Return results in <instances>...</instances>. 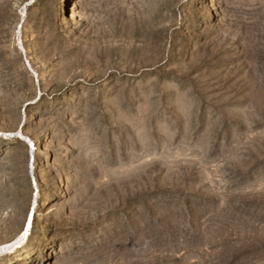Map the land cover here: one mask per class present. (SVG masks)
<instances>
[{
    "label": "rangeland",
    "instance_id": "rangeland-1",
    "mask_svg": "<svg viewBox=\"0 0 264 264\" xmlns=\"http://www.w3.org/2000/svg\"><path fill=\"white\" fill-rule=\"evenodd\" d=\"M0 264H264V0H0Z\"/></svg>",
    "mask_w": 264,
    "mask_h": 264
},
{
    "label": "bare ground",
    "instance_id": "bare-ground-1",
    "mask_svg": "<svg viewBox=\"0 0 264 264\" xmlns=\"http://www.w3.org/2000/svg\"><path fill=\"white\" fill-rule=\"evenodd\" d=\"M115 13V12H114ZM141 14V13H140ZM58 180V179H57Z\"/></svg>",
    "mask_w": 264,
    "mask_h": 264
}]
</instances>
